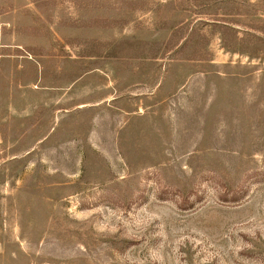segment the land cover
<instances>
[{"label": "rangeland", "instance_id": "obj_1", "mask_svg": "<svg viewBox=\"0 0 264 264\" xmlns=\"http://www.w3.org/2000/svg\"><path fill=\"white\" fill-rule=\"evenodd\" d=\"M0 264H264V0H0Z\"/></svg>", "mask_w": 264, "mask_h": 264}]
</instances>
